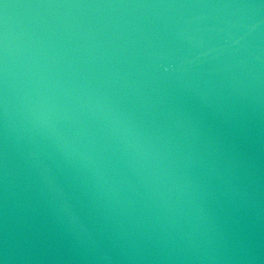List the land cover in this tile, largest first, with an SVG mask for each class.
<instances>
[{
  "label": "water",
  "instance_id": "95a60500",
  "mask_svg": "<svg viewBox=\"0 0 264 264\" xmlns=\"http://www.w3.org/2000/svg\"><path fill=\"white\" fill-rule=\"evenodd\" d=\"M0 264H264V0H0Z\"/></svg>",
  "mask_w": 264,
  "mask_h": 264
}]
</instances>
